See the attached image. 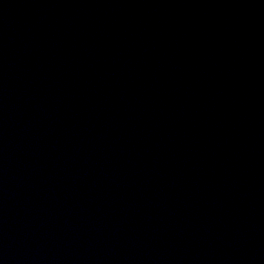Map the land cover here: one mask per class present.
Returning a JSON list of instances; mask_svg holds the SVG:
<instances>
[{"label": "water", "instance_id": "1", "mask_svg": "<svg viewBox=\"0 0 264 264\" xmlns=\"http://www.w3.org/2000/svg\"><path fill=\"white\" fill-rule=\"evenodd\" d=\"M0 264H264V0H0Z\"/></svg>", "mask_w": 264, "mask_h": 264}]
</instances>
